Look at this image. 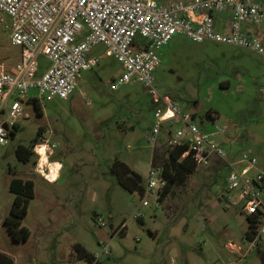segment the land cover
Here are the masks:
<instances>
[{
	"label": "rangeland",
	"instance_id": "1",
	"mask_svg": "<svg viewBox=\"0 0 264 264\" xmlns=\"http://www.w3.org/2000/svg\"><path fill=\"white\" fill-rule=\"evenodd\" d=\"M216 20L219 25L220 17ZM222 26L228 32V22ZM251 30L255 33L256 27ZM260 38L264 42V34ZM90 55L98 57V64L81 74L67 99L40 101V115L29 99L35 90L18 99L22 111L17 126L0 145V251L14 264H89L77 256L75 243L101 264H260L257 248L251 250L243 241L246 215L238 194L227 188V179L228 162L245 152L256 157L264 172V55L181 35L159 48L154 73L158 94L167 95L184 112L195 113L201 128H211L207 112L216 115L226 129L219 143L227 155L192 167L183 180L171 184L164 198L156 201L150 194L148 205H140V195L118 183L111 166L115 160L124 162L145 184L151 157L167 149L164 130L155 148L147 139L156 105L138 82L111 89L122 66L103 45L92 48ZM0 61L7 67L20 61V48L7 32L0 38ZM37 61L42 69L49 66L43 56ZM38 128L41 133L33 142ZM42 138L56 144L51 158L64 165L56 183L35 172L39 156L34 147ZM20 146L31 149L27 161L17 155ZM48 157L43 155V161ZM14 178L34 184V197L22 219L29 230L25 241L14 240L4 223ZM103 244L109 253L103 252ZM258 246L264 250V235Z\"/></svg>",
	"mask_w": 264,
	"mask_h": 264
},
{
	"label": "built area",
	"instance_id": "2",
	"mask_svg": "<svg viewBox=\"0 0 264 264\" xmlns=\"http://www.w3.org/2000/svg\"><path fill=\"white\" fill-rule=\"evenodd\" d=\"M226 21L225 33L222 25ZM252 26L256 27L255 33ZM3 32L20 48V61L12 67L0 61V145L7 143L21 115L18 99L31 89L36 95L29 99H36L39 104L54 96L67 99L81 74L98 64V57L90 52L101 44L122 66L111 89L138 82L156 105L147 135L152 149L164 130L167 151L184 147L181 158L189 155L195 166H200L213 158H226L219 143L226 129L216 122L213 113L205 116L211 128H201L195 113L184 112L167 95L158 94L154 84V73L160 64L158 50L181 35L193 42L234 44L264 55L260 38L264 34V0H170L164 4L156 0H0V38ZM39 56L49 62L46 69L37 61ZM42 140L34 147L39 156L37 168L42 156L46 157L56 146L49 145L47 138ZM41 144L46 147L43 154L36 151ZM228 165L231 172L227 188L242 200L243 213L256 221L250 236L243 234V241L252 250L264 235V172L257 167L256 157L246 152ZM165 182L163 166L152 165L150 159L144 191L137 192L140 205L149 204L150 194H155L157 201ZM96 223L103 225L100 217ZM229 247L234 245L229 243ZM103 252L109 253L106 244Z\"/></svg>",
	"mask_w": 264,
	"mask_h": 264
},
{
	"label": "trees",
	"instance_id": "3",
	"mask_svg": "<svg viewBox=\"0 0 264 264\" xmlns=\"http://www.w3.org/2000/svg\"><path fill=\"white\" fill-rule=\"evenodd\" d=\"M30 100H32L36 113L40 115L41 108L39 103L36 99L31 98ZM210 113L211 112H207L206 116L209 117ZM16 126L17 125H15L14 128H16ZM40 133L41 128H38L33 142H37ZM183 151L184 147H175L168 151L167 149L160 151L151 157L152 165L163 166V175L166 179L165 185L159 193V200L168 194L173 182L183 180L192 167L195 166L189 155L181 158ZM16 152L21 160L27 161L31 154V149L20 146L17 148ZM111 172L116 176L118 183L129 192H138L141 194L144 191L142 176L124 162L115 160L111 166ZM8 188L9 191L13 193L14 197L9 214L4 218V223L7 225L14 240L25 241L29 237V230L22 225V219L27 214L29 203L34 197V184L31 179L14 178L10 181ZM246 220L247 228L244 233L250 236L256 221L250 216H246ZM73 248L77 256L85 259L89 264H101L96 257L87 251L80 243H75ZM257 252L260 264H264V250H260L258 246ZM0 264H14V262L10 255L0 251Z\"/></svg>",
	"mask_w": 264,
	"mask_h": 264
},
{
	"label": "crops",
	"instance_id": "4",
	"mask_svg": "<svg viewBox=\"0 0 264 264\" xmlns=\"http://www.w3.org/2000/svg\"><path fill=\"white\" fill-rule=\"evenodd\" d=\"M53 152V151H52ZM52 152L50 153L49 151L47 152V155H49L48 159L47 160H44L43 162V169H40V172L41 173H44L46 177H44L38 169H35V172L36 173H39L43 179H45V181L49 182V183H56L59 181V179L62 177V170L64 168V165L63 163L58 160V159H52L51 158V155H52ZM50 166L52 168H55L56 171H57V174L54 176V175H50L49 174V171H50Z\"/></svg>",
	"mask_w": 264,
	"mask_h": 264
},
{
	"label": "bare ground",
	"instance_id": "5",
	"mask_svg": "<svg viewBox=\"0 0 264 264\" xmlns=\"http://www.w3.org/2000/svg\"><path fill=\"white\" fill-rule=\"evenodd\" d=\"M39 147H43L44 148V151L46 150V147L44 146V145H42L41 144V146H39ZM42 161H43V159H42ZM43 162H40V165L38 166V170H39V172H40V169H43ZM44 170V169H43ZM41 173V172H40ZM42 174V173H41ZM49 174L50 175H56L57 174V171H56V169L55 168H52L51 166H50V171H49ZM45 177V176H44Z\"/></svg>",
	"mask_w": 264,
	"mask_h": 264
},
{
	"label": "clouds",
	"instance_id": "6",
	"mask_svg": "<svg viewBox=\"0 0 264 264\" xmlns=\"http://www.w3.org/2000/svg\"><path fill=\"white\" fill-rule=\"evenodd\" d=\"M36 151H37L38 153L43 154V152H44V148H43V147H38V148L36 149Z\"/></svg>",
	"mask_w": 264,
	"mask_h": 264
}]
</instances>
